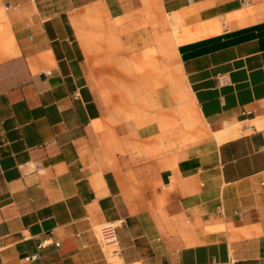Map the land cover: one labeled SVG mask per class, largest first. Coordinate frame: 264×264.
<instances>
[{"label":"crops","instance_id":"crops-1","mask_svg":"<svg viewBox=\"0 0 264 264\" xmlns=\"http://www.w3.org/2000/svg\"><path fill=\"white\" fill-rule=\"evenodd\" d=\"M0 264H264V0H0Z\"/></svg>","mask_w":264,"mask_h":264},{"label":"built area","instance_id":"built-area-1","mask_svg":"<svg viewBox=\"0 0 264 264\" xmlns=\"http://www.w3.org/2000/svg\"><path fill=\"white\" fill-rule=\"evenodd\" d=\"M117 226L118 222L116 221H106L98 225L99 238L103 245H115L117 243ZM56 245L59 244L56 243Z\"/></svg>","mask_w":264,"mask_h":264},{"label":"bare ground","instance_id":"bare-ground-1","mask_svg":"<svg viewBox=\"0 0 264 264\" xmlns=\"http://www.w3.org/2000/svg\"><path fill=\"white\" fill-rule=\"evenodd\" d=\"M174 26H175V25H174ZM113 246H114V245H113ZM113 246H112V247H113ZM113 248H114V247H113ZM109 250H110V249H109Z\"/></svg>","mask_w":264,"mask_h":264}]
</instances>
